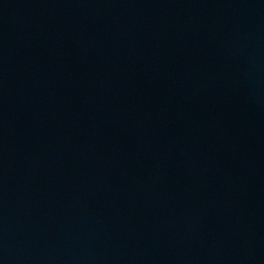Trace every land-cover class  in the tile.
Instances as JSON below:
<instances>
[{"label":"water","instance_id":"water-1","mask_svg":"<svg viewBox=\"0 0 264 264\" xmlns=\"http://www.w3.org/2000/svg\"><path fill=\"white\" fill-rule=\"evenodd\" d=\"M0 264H264V0H0Z\"/></svg>","mask_w":264,"mask_h":264}]
</instances>
